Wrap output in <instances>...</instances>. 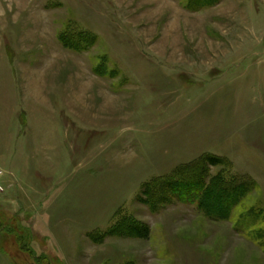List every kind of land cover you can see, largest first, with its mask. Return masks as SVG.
<instances>
[{
  "label": "rangeland",
  "instance_id": "1",
  "mask_svg": "<svg viewBox=\"0 0 264 264\" xmlns=\"http://www.w3.org/2000/svg\"><path fill=\"white\" fill-rule=\"evenodd\" d=\"M190 1L0 0V264H264V3ZM209 155L228 218L156 202Z\"/></svg>",
  "mask_w": 264,
  "mask_h": 264
},
{
  "label": "trees",
  "instance_id": "2",
  "mask_svg": "<svg viewBox=\"0 0 264 264\" xmlns=\"http://www.w3.org/2000/svg\"><path fill=\"white\" fill-rule=\"evenodd\" d=\"M217 1L218 0H191V6L189 8H199L206 5H211ZM59 39L66 47L78 49V46L74 40L68 36L61 34ZM77 40L86 44H91L95 41V37L81 33ZM220 162H222V160L216 156H204L203 159L199 161L195 171L184 174L182 178L169 179L163 182L161 181L159 187L156 185V187L152 188L153 190H157L158 193V197L155 199L157 200L156 202H160L167 198L166 196H168V194L170 195V193L172 195H179L180 199L183 201H196V198H198L202 193L203 197L201 196L198 204L204 207L202 211L205 214L215 218H228V207H230V204L233 206L235 203H237L239 198L243 196L244 193L246 195V193L252 189L254 183L252 182L253 180L242 177H232L227 179L221 172L212 174V176L209 178L208 176L211 175L209 165H218ZM150 195L152 199L150 200L149 204L154 201L153 192H151ZM236 200L237 202H235ZM224 204H229V206L226 207ZM218 205L225 206L224 210H218ZM133 226L135 227L136 231L131 230V226L126 228L129 235H147V230L145 233L140 231L142 230L140 229L141 225L133 224ZM0 231H7L6 225L2 222H0Z\"/></svg>",
  "mask_w": 264,
  "mask_h": 264
},
{
  "label": "built area",
  "instance_id": "3",
  "mask_svg": "<svg viewBox=\"0 0 264 264\" xmlns=\"http://www.w3.org/2000/svg\"><path fill=\"white\" fill-rule=\"evenodd\" d=\"M260 1L264 3V0H260Z\"/></svg>",
  "mask_w": 264,
  "mask_h": 264
}]
</instances>
